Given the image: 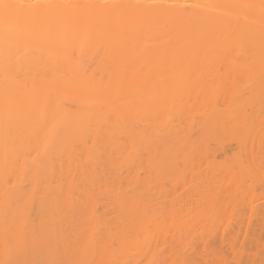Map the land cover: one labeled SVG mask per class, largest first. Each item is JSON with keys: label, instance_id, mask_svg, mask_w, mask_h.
Listing matches in <instances>:
<instances>
[{"label": "bare ground", "instance_id": "bare-ground-1", "mask_svg": "<svg viewBox=\"0 0 264 264\" xmlns=\"http://www.w3.org/2000/svg\"><path fill=\"white\" fill-rule=\"evenodd\" d=\"M40 2L97 7L0 27V264H264L261 0Z\"/></svg>", "mask_w": 264, "mask_h": 264}, {"label": "snow or ice", "instance_id": "snow-or-ice-1", "mask_svg": "<svg viewBox=\"0 0 264 264\" xmlns=\"http://www.w3.org/2000/svg\"><path fill=\"white\" fill-rule=\"evenodd\" d=\"M87 8L97 7L95 5H67L60 3H45L36 0V2H22V0H0V27H3L5 34L9 33H22L25 28L33 21L41 18L54 15L56 12L67 8ZM103 7H111L114 9H137L144 7L139 4H113L104 5ZM155 7V5H153ZM262 12H264V0H261L259 5ZM50 143L49 139L45 141V148ZM5 264H15L14 261H7ZM42 264H78L76 260L62 261V260H48ZM113 264H132L131 260L127 261H114ZM139 264H144L140 261ZM151 264H162V262L153 260Z\"/></svg>", "mask_w": 264, "mask_h": 264}]
</instances>
